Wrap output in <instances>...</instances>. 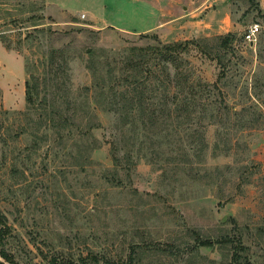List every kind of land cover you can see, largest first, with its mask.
Segmentation results:
<instances>
[{
    "label": "rangeland",
    "instance_id": "374dc122",
    "mask_svg": "<svg viewBox=\"0 0 264 264\" xmlns=\"http://www.w3.org/2000/svg\"><path fill=\"white\" fill-rule=\"evenodd\" d=\"M179 6L191 14L176 34L157 36L116 28L153 21L126 0H0V243L20 264L116 262L137 244L177 255L151 249L144 264H226L231 244L192 246L197 235L227 234L264 264V0ZM92 11L114 26L101 29ZM255 24L260 33L245 42ZM229 33L226 50L218 38ZM193 39L216 56L191 46L177 58L203 102L196 109L180 107L181 96L162 105L160 94L155 120L150 108L118 116L96 107L89 60L116 59L111 69L123 66L124 77L130 47Z\"/></svg>",
    "mask_w": 264,
    "mask_h": 264
},
{
    "label": "trees",
    "instance_id": "16d2710c",
    "mask_svg": "<svg viewBox=\"0 0 264 264\" xmlns=\"http://www.w3.org/2000/svg\"><path fill=\"white\" fill-rule=\"evenodd\" d=\"M152 37L157 39L156 35H152ZM233 38L234 34L231 33L220 36L218 38V45L223 49L230 50ZM202 42H207V40L199 41L193 39L166 45L158 44L141 48L130 47L129 52L132 57L138 58L139 60L133 61L130 56L127 58V62H123L127 70L130 68L134 69L130 75H125L124 77L121 76L123 74L120 73L123 70V66L120 69L118 68V73L116 70L111 69L116 59L109 61V58H107L105 63H96L92 59L89 60L87 67L91 75V96L96 107L99 109L101 108L103 111H113L115 115L118 116L124 115V113L130 116L137 107H143L145 109L156 105L153 100H157V95L160 94L161 98L158 101L162 103V105L170 106L172 98L181 96L180 107L194 105V109H196V107L203 102L201 98H197L194 94L195 89H192L194 88V84L191 86L189 85L188 80L184 76L185 68L179 66L180 63L177 62V58L180 54L187 53L191 46L209 59L216 58L209 48L206 47V44ZM91 55L93 56V53ZM149 56H152L153 63H150V60L147 59ZM218 63L221 64L220 59ZM90 87L88 88L90 89ZM205 88H209V86L205 85ZM162 89H164V92L161 94L160 91H162ZM157 90L159 93H157ZM165 91L168 92L165 93ZM168 93H171V99H166L165 95H168ZM144 109L142 111H145ZM150 110L152 120H155L156 118H154V116L158 115L157 108H150ZM76 115L77 114L73 112V114L69 116L70 120L74 121ZM0 224L3 225V229L0 230V235H3L7 233V227L5 226V219L1 214ZM227 243L232 245L233 255L226 264H252L247 258V255L244 254L246 253L245 246L241 244L239 239L235 240L234 237L228 234L221 235L216 240L212 238H200V236L197 235L192 247H212L215 244L226 245ZM1 247H3V245L0 243V256L7 264H20L12 255ZM151 249L154 254L162 253L169 254L170 256H177L170 246L153 248L148 244H137L131 246L126 258L116 262L105 257L94 255H88L86 257L80 256L79 262L83 264H88L89 262L90 264H144L146 260L144 255ZM5 262L0 261V264H6ZM207 263L214 264L213 262ZM50 264H76V262L71 260L59 261L57 259H51Z\"/></svg>",
    "mask_w": 264,
    "mask_h": 264
},
{
    "label": "crops",
    "instance_id": "0c3cea01",
    "mask_svg": "<svg viewBox=\"0 0 264 264\" xmlns=\"http://www.w3.org/2000/svg\"><path fill=\"white\" fill-rule=\"evenodd\" d=\"M127 3L133 5L135 8L146 11V15L153 18V21L148 24L146 27L140 30H130L122 26H117L116 28L122 29L123 31L133 32V33H153L157 36L165 35L168 36L170 33H177V28L185 18L188 13H181L179 10L180 0H126ZM191 13H189L190 15ZM88 19L91 22H97L102 24L103 27L106 26H114L113 23L109 22L107 19L101 18L100 15L96 14L95 11H92L88 15ZM69 19L63 20L65 24H67ZM226 20L223 18L218 21V25L220 22H225ZM193 25V23H191ZM206 28L200 27V30L205 31L212 28V24H205ZM174 34V35H175Z\"/></svg>",
    "mask_w": 264,
    "mask_h": 264
},
{
    "label": "built area",
    "instance_id": "2783aa9c",
    "mask_svg": "<svg viewBox=\"0 0 264 264\" xmlns=\"http://www.w3.org/2000/svg\"><path fill=\"white\" fill-rule=\"evenodd\" d=\"M81 19H86V14L82 13L80 15ZM260 33V27L258 25L250 26L247 31L244 33V41L251 43L255 40L256 36Z\"/></svg>",
    "mask_w": 264,
    "mask_h": 264
}]
</instances>
